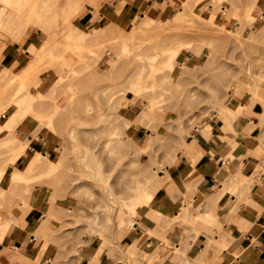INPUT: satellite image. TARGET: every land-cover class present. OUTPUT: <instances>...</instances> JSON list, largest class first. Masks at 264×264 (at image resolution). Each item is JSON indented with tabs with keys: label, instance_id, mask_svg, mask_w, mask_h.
Wrapping results in <instances>:
<instances>
[{
	"label": "rangeland",
	"instance_id": "1",
	"mask_svg": "<svg viewBox=\"0 0 264 264\" xmlns=\"http://www.w3.org/2000/svg\"><path fill=\"white\" fill-rule=\"evenodd\" d=\"M44 1V11L36 12L42 17L27 14V8L7 6L8 12L17 10L13 14L21 15L14 16L8 23L10 26L2 29L0 35L1 39L4 37L2 41L0 39L4 42H0V171L4 159L9 163L0 177V227L2 223L7 226L5 240L4 228H0V244L8 246L5 251H14L16 256L31 251V258L20 264L220 263V254L226 248L219 245L221 242L211 239L209 245L217 246L210 247L213 257L203 259V263L198 261L202 258V243L194 245L198 237H204L202 232L213 237V229L219 226L215 215H201L208 206L214 205L213 198L199 197L194 201L191 186L181 182L176 186L174 163L180 153L195 162L196 158H192L195 153L191 152L192 146L188 143L195 136L201 141L210 135L218 139L226 137L231 150L225 156L226 160L236 158L235 139H251L254 129L264 127V0H154L152 5H158L157 11L144 10L146 0H82L83 5L77 13L68 16L70 23L87 34L81 48L56 44L64 37L60 33L67 31L65 26V31H61L64 30L61 26L66 20L64 17L69 13L63 9L67 0ZM121 7L126 9V17L120 13ZM162 10L171 11L170 17L163 16L166 24L158 20ZM239 10L246 20L239 21L238 28L231 27V19ZM179 12L189 19L195 14L198 23L181 22L177 24H182L179 28L177 25L173 28V20ZM141 14L157 18L158 27L153 25L147 32L141 31L145 26ZM16 21H27V26L24 25L23 30ZM243 23L245 26L242 27ZM221 28L238 31L237 39L234 33L232 36ZM20 29L22 34H18ZM55 32H58L57 38ZM210 35L214 38H208ZM122 40L131 49L124 54L121 53ZM177 41L189 42L191 48L184 45L175 49L172 44ZM138 43L145 44L143 50ZM135 45L139 47L135 48ZM35 47L40 50L33 51ZM51 50L61 56L53 65L51 61L54 60L50 58L49 61V57L39 64L36 77L41 85L38 89L34 86L28 89L36 99L31 101L29 97V104L21 106L12 102L2 113L16 89V84L2 79L3 68L9 70L6 79H15L35 58L36 52ZM137 50L147 59H142L139 51V56H135ZM151 55L153 59L159 56L150 67ZM72 67H78V74L81 72V75H72L77 82L82 77L80 80L83 81L78 83L72 78L74 85L80 84L77 87L80 91L76 86L65 89L67 83L60 79L67 70H75ZM41 68L43 72H40ZM151 68L156 72L150 73L148 69L151 71ZM136 76H142L143 80L137 82ZM130 78H136L135 83H131ZM57 80L61 81L58 83ZM63 83L65 87L61 85ZM112 83L118 84V88L110 85ZM105 84L108 90L116 87L115 94L124 87V93L115 95L112 88V93L105 90V94H101ZM133 84L139 87L136 89ZM100 86L103 87L101 91ZM52 89L55 92H50ZM111 96L114 99L117 96L119 99L116 100L122 103L127 102L123 106L116 101L118 107L115 103L108 107L105 103H112L108 98ZM85 103L91 109L88 113ZM31 105L39 110V119L34 113L28 116ZM106 107L115 114L110 116L112 111ZM54 110L55 113L50 115L52 122L47 124L48 112ZM10 113L17 118L21 113L27 114V119L15 127V133V128H4ZM114 115L118 116L117 120ZM121 117L128 120L122 123ZM116 121L124 125H116ZM241 121L250 124L247 128L250 130L243 135L234 128ZM108 129L118 134L113 135L117 139L111 146L104 142L109 137L104 133ZM31 132L33 137L37 135L33 146L29 139ZM93 141L99 142V151L92 145ZM87 147L91 151L81 161L83 149ZM94 149L101 150V154L95 152L94 156ZM37 151L46 152L54 161L64 152L62 174L37 171L27 180L11 179L14 169L27 173L26 166L38 155ZM249 153L243 147L241 155ZM258 153L264 156L261 150ZM116 159L117 163L114 162ZM108 164L116 167L115 170ZM68 166L77 169L67 170ZM238 178L234 177L230 182L229 189L234 194L253 184L247 177L241 183ZM149 190L154 198L147 202L142 192ZM41 197H47V200L37 207ZM164 200L166 203L162 205ZM124 202L131 203L134 214L124 211ZM180 204L182 209L177 210L175 207ZM194 215L198 217L195 219ZM15 241L22 242L20 249L14 246Z\"/></svg>",
	"mask_w": 264,
	"mask_h": 264
},
{
	"label": "crops",
	"instance_id": "2",
	"mask_svg": "<svg viewBox=\"0 0 264 264\" xmlns=\"http://www.w3.org/2000/svg\"><path fill=\"white\" fill-rule=\"evenodd\" d=\"M153 1L146 0L144 10L149 8L152 11L159 10L157 4L152 5ZM160 15L170 17L171 11L162 10ZM245 123L241 121L240 125L236 124L234 127L240 135L250 130L247 129L250 124ZM251 133L253 136L251 139H235L238 146L234 150V154H237L236 158L226 160L225 156L231 153L226 137L218 139L215 135H210L203 141L195 136L188 142L195 150L196 154L192 157L196 158L195 162L192 163V160L183 153L178 155L176 162L174 161L173 174L176 186L179 182L191 186L194 201L199 200V197L206 200L213 198L214 205L208 206L209 209L201 215L207 216L210 213L215 215L219 226L213 229V237L210 236L211 234L205 236V232H202L204 237L202 239L198 237L194 243V245L202 243L200 252L203 253L204 260L213 257L212 251L208 248L217 246L209 245L213 239L215 242H221L219 245L226 246L220 254L221 261L218 264H264V173L262 172L264 156L258 153V150L264 152L262 137L264 127L254 129ZM243 147L250 153L241 155ZM241 173L248 180H252L253 184L244 186L234 194L229 189L230 182L238 175L241 177ZM164 203L165 200L162 205H165ZM175 208L181 210L182 205ZM6 249L8 246L0 244V264H20L22 260L31 258V251L29 254L24 252L16 256L14 251H5ZM203 250L208 255L202 252ZM2 251L5 252L1 254Z\"/></svg>",
	"mask_w": 264,
	"mask_h": 264
},
{
	"label": "bare ground",
	"instance_id": "3",
	"mask_svg": "<svg viewBox=\"0 0 264 264\" xmlns=\"http://www.w3.org/2000/svg\"><path fill=\"white\" fill-rule=\"evenodd\" d=\"M43 1V2H42ZM256 1V0H255ZM257 1H259V0H257ZM45 2L46 1H44V0H40V2H38V0H0V3H4V4H2L1 6H0V35H1V31H2V29L3 30H6L5 29V27L8 25V23L9 22H11V19L12 18H14V16H15V18H18L20 15H18L17 14V17H16V15L15 14H13L15 11H17V10H13L14 12L12 13L11 12V9H10V12H8L7 11V9L9 8V6L10 7H12V6H14L15 8H20V7H22V8H27L28 9V12H27V14H29V15H32V14H36L37 15V13L36 12H43L44 11V8H45ZM5 4H7L6 6H4ZM30 5V6H29ZM82 5H83V2H82V0H67V3L65 4V7H63V9H65V11H69V13H67V16H65L64 18H66V20H65V22H63V24H61V26L63 27V26H65V28L67 29V31L65 32V33H60V36L62 37V36H64V37H62V39H58L59 40V42L58 43H56V44H61V45H64L66 48L68 47V48H72L73 46L74 47H76V48H81L82 46H84V42L87 40V34L86 33H84L82 30H80V29H78L77 27H75L72 23H70L68 20V16H70V13H71V15H73V14H76L77 13V11L82 7ZM7 6H8V8H7ZM13 7V8H14ZM251 7H253L252 5H251ZM90 11H92V10H90ZM120 11V13H122L123 14V17H126V9L124 8V7H121V9L119 10ZM18 13V12H17ZM142 15V17L143 18H145V20H144V27H142L141 29V31H144V32H147V28H151L153 25H156L157 24V21L159 20V22H162V23H164V24H166V19L163 17V16H161L160 17V19H158L157 20V18L156 19H153V18H151V17H149L148 18V16H146V15H144V14H141ZM191 15V14H190ZM37 16H39V17H42V14H39L38 13V15ZM189 16V15H188ZM193 16H194V18H193ZM193 16H190L191 18L189 19V17H187L186 16V14L185 13H183V12H179L178 14H176V16H175V18H174V20H173V23H172V27L174 28V27H176L175 25H177V24H179V23H181L182 22V24H183V22H188L189 21V23H194V24H197L198 23V21H199V19L198 18H195V17H197L195 14H193ZM159 17V16H158ZM243 15L241 14V11L239 10V11H237L236 13H235V15H234V17L231 19V27H236L237 26V28H238V26H239V24L241 23H239V21H244L245 22V20L246 19H243ZM38 18V17H37ZM108 18V17H107ZM252 19H254V18H252ZM38 20V19H37ZM247 21H250V20H247ZM247 21H246V23H247ZM253 21V20H252ZM251 21V22H252ZM25 22H27V21H16V23H18V24H20L21 26H22V29H23V26L25 25V26H27V24L25 23ZM250 22V24H252ZM249 23V22H248ZM247 23V24H248ZM72 24V25H71ZM182 24H180V25H182ZM160 25H162L161 23H160ZM180 25H177L178 26V28H179V26ZM242 25V24H241ZM8 26H10V25H8ZM243 26H245V24L243 23V25H242V27ZM252 26V25H251ZM155 27H158V25H156ZM154 27V28H155ZM64 28V27H63ZM65 28H64V30H61L62 32H64L65 31ZM100 27H94L93 29H99ZM167 28V27H166ZM22 29H20V30H18V34L20 33V32H22ZM172 29V28H171ZM242 29V28H241ZM24 30V29H23ZM146 30V31H145ZM149 30V29H148ZM221 30H223V31H226L227 33H229L230 35H232V33H234L235 34V39H237V36H238V31L236 32V31H233V30H228V29H223V28H221ZM60 31V32H61ZM240 32H241V30H239ZM45 32V31H44ZM94 32V31H93ZM3 33H4V31H3ZM45 33H47V32H45ZM58 33V32H57ZM56 32L54 33L55 35H57L56 36V38L59 36L58 34H57ZM20 34H22V33H20ZM233 34V35H234ZM237 34V35H236ZM3 36L5 35V34H2ZM55 35H53V36H55ZM232 35V36H233ZM53 36H51V38L53 37ZM1 37V36H0ZM5 37H6V35H5ZM60 37V38H61ZM4 38V37H3ZM2 38V39H3ZM7 38V37H6ZM15 38V37H14ZM50 37H49V40L51 39ZM54 38V37H53ZM52 38V39H53ZM55 38V39H56ZM126 38V37H125ZM125 38H122V39H124L125 41H126V39ZM208 38H214V35H210V36H208ZM1 39V38H0ZM2 39H1V41H2ZM47 39V38H46ZM51 39V40H52ZM207 39V38H206ZM48 39H47V43L49 44V41ZM50 40V41H51ZM54 40V39H53ZM65 40V41H64ZM209 40V39H208ZM208 40H206V41H208ZM0 41V42H1ZM3 41H6V39L5 40H3ZM52 42V41H51ZM55 42L56 41H54L53 43L55 44ZM66 42V43H65ZM2 43V42H1ZM4 43V42H3ZM2 43V44H3ZM122 43H123V51H121V53H123L124 54V52H126L128 49H130L129 47H127V45H124V42H123V40H122ZM150 43V42H149ZM45 44H46V41H45ZM139 44V43H138ZM143 44V43H142ZM151 44V43H150ZM43 45V44H42ZM140 46H141V43L139 44ZM139 45H135V48H136V46H138L139 47ZM184 45H189L188 47H187V49H189V48H191L190 47V44H189V42H184V41H177V42H174L173 44H172V47H174L175 49L176 48H178V47H184ZM203 45V44H202ZM201 45V46H202ZM44 46V45H43ZM48 45H46V47H47ZM51 46V45H50ZM142 46H145V44L144 45H142ZM140 47L141 49L143 48V47ZM41 47V46H40ZM39 47V48H40ZM53 47V46H52ZM52 47H49V48H52ZM131 48L133 47V46H130ZM41 48H43V47H41ZM58 48V47H57ZM139 48V49H140ZM147 48H149V45L147 46ZM147 48H145V49H147ZM30 49H31V46H30ZM30 49H28V50H30ZM54 49V48H53ZM52 49V50H53ZM55 49H56V47H55ZM144 49V48H143ZM142 49V50H143ZM36 50V47H35V49L33 50V51H35ZM37 50H40V49H37ZM36 50V51H37ZM45 50H47L46 48H45ZM48 51V52H41V53H38V52H36L34 55H35V58L31 61V63L27 66V67H23V70L20 72V73H18L17 74V78H15V79H12V80H10L9 78L8 79H6V77H8V75H9V70L7 69V68H3V70H4V72H5V75L4 76H2V79H4V80H6V81H9L10 83H12L13 85L14 84H16L14 87H16V89H14V92L11 94V98H10V100H9V103H7V105L5 106V108H6V110L4 111V112H2V113H5L8 109H9V107H10V105H11V103L12 102H14V103H17L19 106H21L22 104H29V97H31L32 99H31V101H33L34 99H36V97H35V94L33 95V92L31 93V92H29L28 91V89H29V87L30 86H34L35 88H37L38 89V87L41 85L40 83H39V81H38V78L36 77V71H37V68H38V66H40L39 64L41 63V61L43 60V59H45L46 57H49V58H47L48 60L51 58L52 60H54V61H51V64L53 65V64H55V63H57L56 61H57V59H59L60 58V56L61 55H59L58 53H56V50L55 51ZM131 50V49H130ZM198 50H200V49H198ZM41 51H42V49H41ZM138 51L139 52H142V51H140V50H137V52H135V53H137V55H135V56H139V53H138ZM144 51H146V50H144ZM201 51V50H200ZM31 52V51H30ZM128 52H129V50H128ZM160 53V52H159ZM31 54H32V52H31ZM142 54V59L144 58V55L145 54H143V52L141 53ZM158 54V53H157ZM156 54V55H157ZM187 55H189V54H187ZM197 55H198V52H197ZM159 56V55H158ZM158 56H156V57H158ZM151 57H152V55H151ZM151 57H149L148 59H150ZM154 57H155V55H154ZM155 57V58H156ZM31 58V57H30ZM146 58V57H145ZM144 58V59H145ZM155 58L153 59V57H152V62H151V59L149 60V66H150V64H151V66H154L152 63L154 62V60H155ZM147 59V58H146ZM158 59V58H157ZM46 60V59H45ZM50 61V60H49ZM156 61V60H155ZM151 62V63H150ZM43 63L44 64H46L47 63V61L46 62H44L43 61ZM80 63V62H79ZM156 63V62H155ZM154 63V64H155ZM44 64H43V67H44ZM48 64V63H47ZM77 64V63H76ZM144 65L146 64V63H143ZM78 65H81V64H77V66ZM156 65V64H155ZM42 66V65H41ZM49 66V65H48ZM48 66H46V68L48 67ZM64 67H66L67 66V64H64L63 65ZM76 66V65H75ZM146 66V65H145ZM150 66V67H151ZM42 67V68H43ZM80 67V66H79ZM42 68H41V70H40V72L42 71ZM45 68V67H44ZM72 68H74V67H72ZM78 67H75L74 69L75 70H67L66 71V73L64 74V75H60V79L62 80V82H63V80H64V82H65V84L67 85L66 87L67 88H65V89H72V88H74L75 86H76V88L78 87L79 88V85L80 84H78L77 85V83L79 82V81H83V80H80L82 77L80 76H78L80 79H79V81L77 82V80L75 79V78H73L74 76H72L73 74H75V73H77L78 74V69H77ZM82 68V67H81ZM81 68H79V70H81ZM140 69H141V66L139 67ZM77 69V70H76ZM248 69V68H247ZM45 70H47V69H45ZM142 70V69H141ZM149 70V72L150 73H153V72H156V70L154 69L153 70V68H151V71H150V69H148ZM76 71H78V72H76ZM140 71V70H139ZM144 71V70H143ZM143 71H141L142 73H143ZM248 71H249V69H248ZM251 71V70H250ZM43 72V71H42ZM65 72V71H64ZM141 72H139V73H141ZM148 72V71H147ZM138 73V74H139ZM38 74V73H37ZM168 74V73H167ZM169 74H170V71H169ZM168 74V75H169ZM19 75V76H18ZM78 75H81V72L78 74ZM75 76H76V74H75ZM134 76V75H133ZM138 76V75H137ZM136 76V78H137V82H140L141 80H143V77L142 76H139V77H137ZM39 77V76H38ZM64 77V78H63ZM74 79V81L76 80V85H74L73 83V79ZM77 78V77H76ZM131 78H133V77H131ZM130 78V79H131ZM136 78H134V79H131V80H133V81H131V83H135V79ZM59 79V78H58ZM67 81H66V80ZM78 79V78H77ZM60 80V81H61ZM135 80V81H134ZM58 81V83L60 82L59 80H57ZM69 81V82H68ZM72 81V82H71ZM61 82V83H62ZM136 82V83H137ZM57 83V82H56ZM120 83H122V85H124V83L123 82H120ZM120 83H119V85H120ZM130 83V85L132 86V84ZM12 85V86H13ZM61 85H63L64 87H65V85H64V83L63 84H61ZM60 85V87H63V86H61ZM110 85H114V86H116L117 88H118V84L117 85H115V83H112V84H110ZM122 85H121V87H122ZM134 85V84H133ZM12 86H10L11 88H12ZM57 85H55V87H56ZM107 85L105 84V86H100L99 88H100V90L99 91H101V89H102V93L101 94H105V93H103V91H109V92H111L112 93V91L113 90H115L116 89V87H111V89H112V91H110L111 89H110V86H109V84H108V86H109V89L110 90H108V87H107V89H105V87H106ZM125 86V85H124ZM134 86H137V85H134ZM13 87V88H14ZM59 87V86H58ZM120 87V86H119ZM139 86H137L136 87V89L138 88ZM77 88V91L79 90L80 91V89H78ZM98 88V89H99ZM122 88H124V87H122ZM122 88H120V92L119 93H121L122 92ZM141 88V87H140ZM144 88V87H143ZM126 89V88H125ZM135 89V90H136ZM55 90V89H54ZM53 89L52 90H50V92L52 91V92H55ZM37 91V90H36ZM98 91V90H97ZM98 91V92H99ZM105 91V92H106ZM117 91V90H116ZM114 93L113 94H115V91H113ZM118 93V94H119ZM124 92H122L121 94H119V95H122ZM139 93V92H138ZM137 93V94H138ZM40 94V93H39ZM117 93L115 94V95H118ZM140 94V93H139ZM37 95V94H36ZM111 94H108L107 96H110ZM118 95V96H119ZM141 95V94H140ZM38 97V96H37ZM40 97V96H39ZM116 97V99H119V98H117V96H115ZM76 98V97H75ZM108 98H110L109 100H108ZM106 100L107 101H111L112 103H109L108 102V104L107 103H105L106 104V106H108L109 104L111 105V104H114L115 103V106H116V99H114V96L112 97H108ZM114 99V101L115 102H113V99ZM130 98V97H129ZM71 99H74V97L72 98L71 97ZM121 100L124 102L125 100L124 99H122L121 98ZM30 101V102H31ZM106 101V102H107ZM128 101H129V99H128ZM25 102V103H24ZM69 102H70V100H69ZM74 102V101H73ZM87 102V101H86ZM117 102H119V103H121V104H123V106H124V104L127 102V101H125V103H122V102H120V101H117ZM71 103H72V100H71ZM87 104H88V102H87ZM85 105H86V103H85ZM120 105V104H119ZM89 109H87L86 110V112L88 111V110H91L90 109V107L88 106V105H86ZM150 106H151V103H150ZM55 107H57L56 106V104H55ZM109 107V106H108ZM108 107H106V108H108ZM113 109H114V105L113 106H111ZM116 107H118V104H117V106ZM115 107V108H116ZM83 109H85V106H84V108ZM82 109V110H83ZM110 111H112V112H110L109 114H110V116L112 115V114H115V112H113V110H111L110 108H108ZM108 109H107V111H108ZM117 110V109H116ZM116 110H114V111H116ZM52 111V110H51ZM118 111V110H117ZM28 116H29V114H35V118H38L39 119V115H38V113H39V110H37V109H34V107L32 108V105L30 106V108L28 109ZM85 112V113H86ZM90 112V111H89ZM109 112V111H108ZM13 113V112H12ZM12 113H10L9 114V116H7V118H6V124L4 125V128H12V129H14L15 127L17 128L18 126H19V124L20 123H22L23 121H25L26 119H27V114H25V113H21L19 116H18V118L16 117V115L14 116V114H12ZM55 113V110L53 111V112H48V121H47V124H50L52 121V116H50L51 114H54ZM88 113V112H87ZM112 113V114H111ZM118 113V112H117ZM116 113V114H117ZM118 116H119V118H120V114H117ZM116 115V116H117ZM118 116L117 117H115V115H114V118L117 120V118H118ZM123 117V116H122ZM122 117H121V119L120 120H123L124 122H122V123H125L127 120H128V118H123L122 119ZM41 122V121H40ZM117 122V121H116ZM120 122V121H119ZM119 122H117V124L116 125H122L121 123L119 124ZM39 123V122H38ZM42 124H44L43 122H42ZM113 125V124H112ZM124 125V124H123ZM122 125V126H123ZM119 126V127H120ZM110 127V126H109ZM208 127H210V126H208ZM16 128L13 130V133H15L16 132ZM104 128H106V127H104ZM73 129V128H72ZM72 129H70V130H72ZM3 131V130H2ZM32 131V130H31ZM73 131V130H72ZM34 134H36L35 133V131L33 130L32 131ZM31 132V133H32ZM71 134L74 132H71V131H69ZM149 132V131H148ZM2 133V132H1ZM30 134L31 136L32 135H34V134ZM102 133H103V131H102ZM105 134H107L109 137L106 139V141L104 140V142H105V145H110L112 142H115L116 141V139L113 137V135H117L118 136V134L117 133H115L114 132V130H109L108 129V131L106 130L105 132H104ZM31 136H29V139H30V141L32 142V144H30V146H33L34 145V143H35V141H36V136H32L34 139L32 140V137ZM64 141V140H63ZM93 142H95V141H93ZM97 142V145L95 144ZM94 144H92V145H94V146H96L97 148L100 146V144H99V142L98 141H96ZM104 142H103V144H104ZM65 143V142H64ZM63 144V143H62ZM99 145V146H98ZM102 145V144H101ZM94 146H91V147H93L94 148ZM111 146V145H110ZM60 147V146H59ZM65 147V146H64ZM63 147V148H64ZM33 148V147H32ZM62 148V149H63ZM88 148V147H87ZM83 149V150H85V152H84V157H81L80 159H81V161H83L84 159H85V157L87 156V154H89V152L88 151H91L90 150V147L88 148V149ZM92 148V149H93ZM96 148V149H97ZM101 148H102V146H101ZM107 149V148H106ZM108 149H109V147H108ZM64 150V149H63ZM95 150V149H94ZM110 150V149H109ZM98 151H99V148H98ZM98 151H93L94 152V156H95V152H98ZM106 151V150H105ZM38 152V155L36 156H34L33 158H32V160H31V163L30 164H28L26 167H28L26 170H27V173H21V171H19L18 169H14V171L12 172V174H11V179H15V178H19V179H21V180H27V179H30L31 177H33L34 175H35V172H37V171H40L41 173H43V174H54V173H57V174H62V169H61V167L63 166L62 165V160H63V157H64V155L65 154H63L64 152H65V150H64V152L62 153V155L57 159V160H52V159H50V157H49V154H47L46 152H41V151H37ZM100 152H101V150H100ZM100 152H98L97 154L98 155H100L101 153ZM102 152H104V151H102ZM192 153H195V150L193 149V147H192V151H191ZM100 153V154H99ZM200 153V152H199ZM196 154V153H195ZM39 155H40V158H39ZM91 155L93 156V154L91 153ZM91 155H90V157H91ZM120 155V154H119ZM119 158L120 157H118V160H119ZM117 161V159L114 161V162H116ZM120 161H122L121 160V158H120ZM119 161V162H120ZM2 162H3V159H2ZM1 162V163H2ZM5 162V164L3 165V163ZM4 162L2 163V169H1V173H0V177L4 174V169H5V167H6V165H9V163H7V160L5 161V159H4ZM110 162V161H109ZM85 163V162H84ZM117 163V162H116ZM122 163V162H121ZM97 164V163H96ZM96 164H95V166H96ZM110 164H111V162H110ZM110 164H108V165H110ZM123 164V163H122ZM86 165H88V164H86ZM114 165V163H112V166ZM124 165V164H123ZM111 165H110V168L112 167ZM118 166H121V165H118ZM64 167V166H63ZM107 167H109V166H107ZM96 168V167H95ZM113 168V167H112ZM116 168V167H115ZM115 168H113V170H115ZM124 168V167H123ZM122 168V169H123ZM67 170H71V169H77V167L75 168V167H70V166H68L67 168H66ZM97 169V168H96ZM108 169V168H107ZM121 169V170H122ZM107 171V170H106ZM108 171H112V170H108ZM107 171V172H108ZM117 171V170H116ZM239 171V170H238ZM99 172V171H98ZM240 172V171H239ZM111 173V172H110ZM37 174V173H36ZM99 174V173H98ZM102 174V173H101ZM104 174V173H103ZM81 175H82V173H81ZM85 175L87 176L88 174H86V171H85ZM90 175H91V173H90ZM239 175H240V173H239ZM237 176V177H239L238 179V182L239 183H241V182H243L244 180H245V176H242V173H241V177L240 176ZM83 176V175H82ZM81 176V177H82ZM236 177V178H237ZM13 181V180H12ZM86 185V184H85ZM77 187V186H76ZM146 187H149L147 184H146ZM79 188V187H78ZM158 196V195H157ZM142 197L147 201V202H150V201H152L153 200V198H154V196H153V193L151 192V190H149V191H143L142 192ZM47 200V197H41L40 199H39V201H38V203H37V207H39L40 206V204L42 203V202H44V201H46ZM123 206H124V211L127 213V214H134L133 213V211H131V203H128V202H124L123 203ZM195 216V219H196V217H198V215H194ZM1 225V224H0ZM135 224H133L132 225V227L134 226ZM7 227V226H6ZM4 225H3V223H2V226L0 227V228H2V230H3V228H4V230L2 231V235H3V240H5V235H4V233H5V228H6ZM172 229H170V231H171ZM1 231V230H0ZM169 232V231H168ZM167 232V233H168ZM166 240H168V239H166ZM13 245V244H12ZM14 246L15 247H19L20 248V245H19V243L18 242H15V244H14ZM208 248H210V247H208ZM15 249V248H14ZM205 251H206V249H205ZM202 252H204V250L202 251ZM174 253V252H173ZM204 253H206L207 255H208V253L207 252H204ZM206 254H204V255H206ZM202 255V261H201V259H200V257H199V259L200 260H198V261H200L201 263H203L204 262V260H203V253L201 254Z\"/></svg>",
	"mask_w": 264,
	"mask_h": 264
}]
</instances>
